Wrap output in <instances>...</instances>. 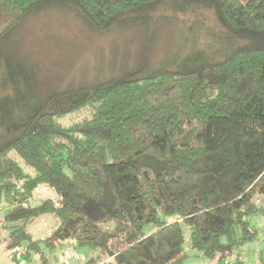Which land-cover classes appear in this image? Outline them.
<instances>
[{"label": "trees", "instance_id": "obj_1", "mask_svg": "<svg viewBox=\"0 0 264 264\" xmlns=\"http://www.w3.org/2000/svg\"><path fill=\"white\" fill-rule=\"evenodd\" d=\"M47 7L99 32L170 19L206 42L45 99L16 55L0 56L9 246L26 262L75 242L92 251L85 264H180L186 245L210 259L250 240L248 217L264 211V0H0V43ZM71 114L83 117L63 124ZM39 187L57 198L32 206ZM44 215L54 227L32 240L25 224Z\"/></svg>", "mask_w": 264, "mask_h": 264}, {"label": "rangeland", "instance_id": "obj_2", "mask_svg": "<svg viewBox=\"0 0 264 264\" xmlns=\"http://www.w3.org/2000/svg\"><path fill=\"white\" fill-rule=\"evenodd\" d=\"M8 20L5 13H0V29ZM186 33L182 23L160 17L149 27L123 26L99 32L70 7H47L27 16L0 43V56L16 55L35 75L36 96L45 99L53 92L89 87L119 77L141 63L150 70L170 66L174 58L188 52L193 43L196 47L206 42L202 36L196 38ZM82 117L71 114L61 121L69 125ZM12 157L26 171L24 164L14 155ZM47 198L56 199L57 194L39 187L30 204L39 205ZM263 200V197L255 198L258 206H264ZM55 220L51 215L40 216L25 224V232L32 240L45 238ZM248 222L253 237L229 249L225 256L208 259L186 245V258L180 264H264V211L249 216ZM152 229L150 224L144 226L147 233ZM7 237L8 229L2 230L0 264H85L92 253L87 247L70 242L47 252L43 260L34 258L26 262L19 248L9 246Z\"/></svg>", "mask_w": 264, "mask_h": 264}, {"label": "built area", "instance_id": "obj_3", "mask_svg": "<svg viewBox=\"0 0 264 264\" xmlns=\"http://www.w3.org/2000/svg\"><path fill=\"white\" fill-rule=\"evenodd\" d=\"M72 256H74L77 260H79V257L77 255H74L73 253H71ZM30 264H33V263H30ZM36 264V263H35Z\"/></svg>", "mask_w": 264, "mask_h": 264}]
</instances>
